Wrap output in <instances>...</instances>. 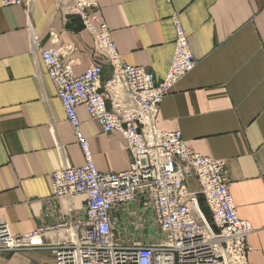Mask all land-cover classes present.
Listing matches in <instances>:
<instances>
[{
  "label": "crops",
  "instance_id": "obj_1",
  "mask_svg": "<svg viewBox=\"0 0 264 264\" xmlns=\"http://www.w3.org/2000/svg\"><path fill=\"white\" fill-rule=\"evenodd\" d=\"M122 61L162 79L179 17L197 59L164 97L156 125L180 131L189 147L220 159L237 215L248 222L247 259L264 264V0H97ZM43 49L67 47L76 74L100 62L93 35L68 12L73 0H23ZM92 160L122 172L131 158L116 132L103 133L76 108ZM85 162L46 67L33 50L23 4L0 1V224L14 235L44 227L43 247L0 253V264H55L51 246L75 238L85 195L52 199L50 173ZM192 190L198 189L190 179ZM203 202V201H201ZM206 215L210 212L202 203Z\"/></svg>",
  "mask_w": 264,
  "mask_h": 264
},
{
  "label": "built area",
  "instance_id": "obj_2",
  "mask_svg": "<svg viewBox=\"0 0 264 264\" xmlns=\"http://www.w3.org/2000/svg\"><path fill=\"white\" fill-rule=\"evenodd\" d=\"M0 1L24 5L32 48L39 52L85 159L49 175L52 199L86 198L75 238L50 247L55 264H251L246 242L251 226L237 215L223 161L194 152L180 131L156 125L164 97L197 65L179 17L173 18V55L158 80L148 69L122 61L111 30L96 14L97 0H73L68 12L93 35L109 67L104 76L96 61L76 74L67 47L39 46L29 3ZM80 105L103 133L122 137L131 158L127 170L97 169L76 113ZM190 179L198 189L190 188ZM50 228L14 235L0 224V253L43 247L40 238Z\"/></svg>",
  "mask_w": 264,
  "mask_h": 264
}]
</instances>
